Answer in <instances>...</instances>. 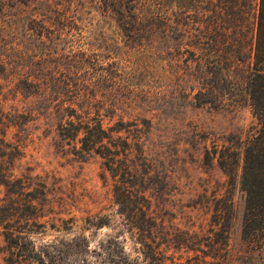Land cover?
Here are the masks:
<instances>
[{
    "label": "rangeland",
    "instance_id": "rangeland-1",
    "mask_svg": "<svg viewBox=\"0 0 264 264\" xmlns=\"http://www.w3.org/2000/svg\"><path fill=\"white\" fill-rule=\"evenodd\" d=\"M120 3L0 0V28L25 52L17 71L45 77L37 92L33 86L21 88L18 80L0 90V113L15 122L6 151L16 156L11 168L20 178L15 182L17 193L0 186V200L12 197L20 205L11 223L15 231L33 232L34 252L46 242L54 244L48 248L50 264H188L196 252L177 248L167 238L208 232L213 198L228 190L227 177L216 161L206 164V149H212L215 140L222 144L229 134L245 140L258 128L246 100L218 110L195 104L199 88L195 63L187 71L189 55L178 34L165 26V0H146L153 12L145 17L153 19L133 28L119 20L115 8ZM74 78L102 104L124 110L126 120L146 117L152 122L146 149L156 164L153 175L160 181L146 192L157 221L149 238L138 230L131 232L130 221L119 213L103 159L74 154L58 133L61 119L55 104L67 100L65 93L73 89ZM23 182L29 184L23 188ZM42 185L48 200L46 215L38 217L41 206L36 196ZM231 194L235 214L229 243L237 251L243 245L246 210L241 168ZM16 217L29 222L18 223ZM101 222L106 225L99 227ZM139 238L149 244L155 240L160 247L154 250ZM31 248L14 249L12 254L0 225V264H39L29 258L34 255ZM21 250H26L23 256Z\"/></svg>",
    "mask_w": 264,
    "mask_h": 264
},
{
    "label": "trees",
    "instance_id": "trees-1",
    "mask_svg": "<svg viewBox=\"0 0 264 264\" xmlns=\"http://www.w3.org/2000/svg\"><path fill=\"white\" fill-rule=\"evenodd\" d=\"M145 2L121 0L115 11L123 26H144L153 19L145 17V13L153 12ZM138 5H142L140 12H137ZM165 26L178 34L184 52L189 55L187 71L195 63L199 83L193 96L195 104L218 110L246 100L258 122L256 133L249 138L243 140L239 135L229 134L222 144L215 140L212 149H206V164L216 161L227 177L228 187L225 195L213 198L210 230L196 235L186 233L188 237L172 235L166 241L173 242L177 248L196 252L188 264H264V0H165ZM24 54L0 28V90L15 80L23 89L33 86L36 87L34 92L42 90L45 77L27 76L17 71ZM72 87L66 90L67 100L55 104L61 119L58 124L61 139L80 157L96 154L103 159L120 206L119 213L130 221V231L138 230L147 238L151 237L157 221L146 192L160 181L153 175L156 164L146 149L151 120L146 117L126 120L124 110L96 100V94L86 92L85 83L79 78H74ZM115 117L118 119L114 120ZM14 123L8 114L0 113V186L13 194L17 193L15 182L20 178H15L11 168L16 156L6 149L8 133ZM239 168L246 192V210L243 245L234 251L229 243L235 214L231 188ZM28 184L23 182V188ZM36 197L41 206L38 217H44L48 200L45 185ZM7 198L0 200V225L11 253H16L14 249L32 246L34 255L30 254L29 258L39 264H50L53 256L48 248L54 244L46 242L41 251L34 252L36 242L30 234L33 232L15 231V224L11 223L20 205L12 197ZM25 207L28 211L29 205ZM16 218L18 223L29 222L27 218ZM97 225L101 227L106 222ZM139 242L154 250L160 247L155 240L149 244L146 238H139ZM80 251L76 254L80 255ZM21 252L23 256L26 250ZM79 259L85 260L81 256Z\"/></svg>",
    "mask_w": 264,
    "mask_h": 264
}]
</instances>
